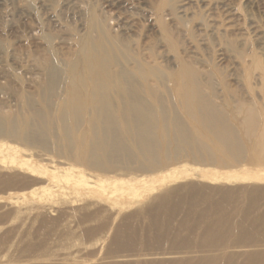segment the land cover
I'll return each mask as SVG.
<instances>
[{
  "label": "rangeland",
  "instance_id": "rangeland-1",
  "mask_svg": "<svg viewBox=\"0 0 264 264\" xmlns=\"http://www.w3.org/2000/svg\"><path fill=\"white\" fill-rule=\"evenodd\" d=\"M192 93L210 127L186 106ZM123 113L143 114L144 144L123 130ZM262 124L264 0H0V258L22 256L32 242L74 250L87 238L70 244L56 218L88 212L93 225L99 217L114 226L173 184L264 186ZM68 173L79 189L107 191L76 201ZM177 174L186 178L173 181ZM88 240L77 243L82 255L98 248Z\"/></svg>",
  "mask_w": 264,
  "mask_h": 264
},
{
  "label": "bare ground",
  "instance_id": "bare-ground-1",
  "mask_svg": "<svg viewBox=\"0 0 264 264\" xmlns=\"http://www.w3.org/2000/svg\"><path fill=\"white\" fill-rule=\"evenodd\" d=\"M176 86H178L179 88V85ZM183 99L186 103V106H188V108L194 109V111L192 112H194L195 116L199 117L201 112L195 111V107L199 103L197 94L192 93V96L189 95L188 98L184 97ZM127 101H122V105H130V102ZM121 116V119L125 123L123 126V130L128 132L130 140L132 138L133 140L134 138H136V140L137 138H140L142 142H140L139 144H144V140L147 139V136L145 135L146 133L148 134V132H150L149 130H151V127L146 123L143 114H128L127 116L125 113H123V115ZM201 120L202 123L206 122V125L210 127L212 120L204 117L202 113ZM248 123V127L251 123L254 124L252 118L251 120L249 119ZM108 124L110 125V123ZM254 129L256 130V128ZM215 136L217 137L216 132L214 133V138ZM105 138L103 137L102 140ZM260 138H262L263 140H261ZM260 138L258 137V139H260L258 140V146L260 151L264 154V124H262ZM108 142V140L102 142L104 147L103 149L106 153L112 152L111 154H113L115 151L109 149L108 145L111 144ZM146 143L147 141H145V144ZM102 144L98 145L102 146ZM70 168L71 169H69L68 171L72 172V167ZM98 170L103 172H110L112 169L102 167ZM155 170L158 169H143L141 170L143 171L141 173H151ZM68 174L69 175L63 176V184H74L73 191L75 193V196L77 197H75L76 201L79 200V196L90 193V189L92 188H100V191L103 192L107 191L105 186H98V184L96 183H92L96 187L86 185V187H82L79 189L75 184L76 176L71 173ZM81 178L82 177H79L78 179L81 180ZM180 178L185 179L186 177L177 174L174 178H172V180L179 181ZM214 179H219V176H215ZM82 180L84 181L85 179ZM76 181L78 182L79 180L76 179ZM84 183L87 184L90 182L84 181ZM190 184L192 183L190 182L189 185L185 186H183L184 184H181L182 186L179 184H173L174 186L172 185L171 187H165L163 190H161L160 194L151 195L148 203H146L147 205L145 204L139 207L138 209L130 212V214L128 215H121L122 218L120 217L121 219L119 223L115 224L114 226L113 220H110L111 218H113L112 216L111 218L109 217L111 223H100L98 220L99 217H97L96 219L95 216H93V218L96 219V222L98 221V223L93 225L92 223L94 222H90V219L92 217H89L88 212H86V216L84 215L85 212L84 214H81L82 217L79 216V212H77V215L79 217L75 215L76 213L74 212V218L73 216H70L72 214H68L67 217L70 216L69 218L73 219H66V217L64 221L60 218H56L57 214L59 216L61 215L59 210L60 208H56L57 210L52 209L53 217L56 216V219L53 218L55 219L54 221H57L58 224L59 222H64V225L61 224V226L57 225V223L55 222V226H59L60 228L65 230L64 233H66V229L70 230V234L68 235H66L67 233H69L68 231L66 234L63 233V236L66 235L67 237H64V240H71L74 238L78 240L80 239V235L82 236L83 234L87 239L90 240V243L89 240L88 243H86L87 246L88 244L92 247H96L98 245V248H95V251L91 250L92 253L87 252L88 254L82 255V249L78 250L79 247L77 245V243L81 240L80 239L76 243L78 248L74 244V250H71V248H69L70 250L68 251L67 247L66 252L64 250L65 247H62L64 252H62L61 250H57L55 253H51L47 250L48 247H46V244L44 245L46 248L43 247V245L42 248L40 246V248H38L39 242H37V244L35 243L36 245H34V243L32 242L31 244L33 245L31 247L27 248L24 246L26 250H21L22 252H25V254L22 253V256H15L16 258L12 257V255L8 259L1 257L0 264H264V186L253 185L252 187L243 186L241 188H219L217 186H203L205 184L198 185V183L192 184V186H190ZM128 188L129 190L127 194L128 196H130V199L137 200L140 196V193H138V191L136 190H133V187L131 186H129ZM153 189L154 188H147L146 190L152 191ZM123 192L124 191L120 188L110 191L111 194H120ZM109 197L107 199L110 200ZM94 202L95 201H93V204H95ZM76 203L78 204L79 202ZM113 203L118 204L117 199L113 200ZM80 204L83 205V201ZM88 204L91 205V203ZM96 204L98 205L97 202ZM37 206L38 205H36V207ZM62 207L61 209H63ZM80 207L82 208V206L78 205L77 209L79 210ZM87 207L82 210L90 209L89 207ZM73 208H75V206ZM44 209H46L45 212L42 211L44 214L51 211L48 210V207H45ZM70 209L71 208H68L67 210ZM77 209L75 208V211H78ZM112 209L113 208H111V211L113 212ZM20 210L22 211V209ZM94 210L96 209L94 208ZM104 211L107 212L106 210ZM119 211L121 213V210ZM27 212L28 211H26V213ZM61 212L62 214L65 213H63V211ZM82 212L80 211V213ZM98 212L99 211L95 213L98 214ZM104 216H106V214ZM117 216L118 215H116L115 218H117ZM64 217L61 218L64 219ZM144 220L146 221L145 225L139 224ZM29 222L30 221L28 219V223ZM87 222L88 224L91 223L92 225L88 226ZM82 224L87 225L86 227L83 226L80 230ZM72 225V228H76L71 229L70 226ZM62 229L61 232H63ZM13 237L14 236L10 237L9 240ZM3 238L4 237L0 238L1 245L6 244L2 243V241L5 242ZM61 238L63 237L61 236ZM87 239L86 241L82 239V241L87 242ZM9 240L7 242H10ZM74 240H71L72 243H70L71 241L69 243L73 244ZM82 241H80V243ZM28 242L29 241H27V243ZM85 242H83L84 245H86ZM12 243L14 244V241H11L9 244L11 245ZM9 244L7 243V252L11 250V246L8 248ZM16 247H18V245ZM55 248L54 250H56ZM75 248H77V250H75ZM89 248L91 247H86V249ZM85 252L86 250L83 253ZM3 256L6 257V255Z\"/></svg>",
  "mask_w": 264,
  "mask_h": 264
}]
</instances>
